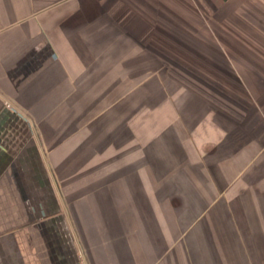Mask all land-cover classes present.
I'll list each match as a JSON object with an SVG mask.
<instances>
[{
  "label": "crops",
  "instance_id": "crops-1",
  "mask_svg": "<svg viewBox=\"0 0 264 264\" xmlns=\"http://www.w3.org/2000/svg\"><path fill=\"white\" fill-rule=\"evenodd\" d=\"M247 25L264 0H0V264H264V140L141 107L142 52L190 50L264 102Z\"/></svg>",
  "mask_w": 264,
  "mask_h": 264
},
{
  "label": "rangeland",
  "instance_id": "rangeland-1",
  "mask_svg": "<svg viewBox=\"0 0 264 264\" xmlns=\"http://www.w3.org/2000/svg\"><path fill=\"white\" fill-rule=\"evenodd\" d=\"M247 29L261 33L263 37L262 35L256 37L264 38V30L261 28L247 25ZM168 37L175 41L174 36ZM208 52L190 50L189 57L186 58L184 54L188 52L182 51L178 52L179 57H173L170 60L157 54L146 57L142 52L141 84L157 73L164 84L172 90L173 100L179 107H182L180 97L185 96L183 101L186 104V106L183 105L185 108H202L204 113L214 112L211 110L218 108L231 115L237 123L247 126L249 129L247 132L251 133V138L261 137L264 140V102L261 99L249 97L251 94L244 83H236L233 79H229L230 76L237 75L235 69L227 70L220 67ZM237 77H235L236 81L239 79ZM143 99L144 92L141 96L142 101ZM210 118H212L211 114ZM213 118L218 120L216 115ZM218 121L223 124V120ZM256 124L259 126L255 127ZM27 197L30 196L27 195Z\"/></svg>",
  "mask_w": 264,
  "mask_h": 264
},
{
  "label": "flooded vegetation",
  "instance_id": "flooded-vegetation-1",
  "mask_svg": "<svg viewBox=\"0 0 264 264\" xmlns=\"http://www.w3.org/2000/svg\"><path fill=\"white\" fill-rule=\"evenodd\" d=\"M142 91L144 92V99L143 101L141 100V107L143 110L145 107V110L151 116L150 117L151 119L156 117L158 122L167 121L166 118H164V114H163L165 107H167L172 110L174 121L183 122L182 109L185 108L184 106H186V104L183 103L185 96L180 97V101L182 100L181 101L182 107H179L178 103L173 100L172 90L167 85L164 84L163 80L157 75V73H155L152 77L142 82L141 93H143ZM142 104L144 106H142ZM189 104H191V102ZM211 111H214V112L208 113L206 111L207 113H205V120L210 124H216L217 126L222 127L224 134L221 136V138H224L225 135L228 134L227 130H228L229 124H233V125H236V127H241L240 129L242 131L240 130L238 134H241V133L247 134V137H246L247 139H253L251 138L252 137L251 133L249 134V132L243 129V126H240L242 123H237L236 121H234L231 115H229L228 113L222 112L218 108L212 109ZM210 114L212 115V118H210ZM215 115H216V119L223 120L222 122L223 124H221L218 120H215V118H213ZM126 126H128V124H126ZM193 136L190 134V138H192ZM210 148H211L210 146H207L205 150L210 152L211 151ZM53 179H54L57 189L59 190L60 180L56 179L54 175H53ZM80 264H87L86 258L84 259L82 258V261L80 262Z\"/></svg>",
  "mask_w": 264,
  "mask_h": 264
}]
</instances>
